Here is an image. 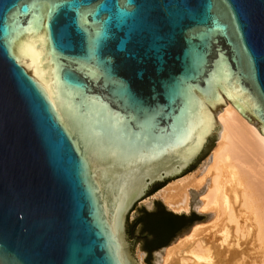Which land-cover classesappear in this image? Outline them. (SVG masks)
I'll use <instances>...</instances> for the list:
<instances>
[{
    "label": "water",
    "instance_id": "obj_1",
    "mask_svg": "<svg viewBox=\"0 0 264 264\" xmlns=\"http://www.w3.org/2000/svg\"><path fill=\"white\" fill-rule=\"evenodd\" d=\"M226 102L264 137V0H0V264H139Z\"/></svg>",
    "mask_w": 264,
    "mask_h": 264
},
{
    "label": "bare ground",
    "instance_id": "obj_2",
    "mask_svg": "<svg viewBox=\"0 0 264 264\" xmlns=\"http://www.w3.org/2000/svg\"><path fill=\"white\" fill-rule=\"evenodd\" d=\"M226 104L216 116L219 140L200 174L178 179L156 196L172 213L194 208L212 213L213 221L194 224L158 254L157 264H264V137ZM202 189L192 207V192ZM152 199L145 200L148 207Z\"/></svg>",
    "mask_w": 264,
    "mask_h": 264
},
{
    "label": "crops",
    "instance_id": "obj_3",
    "mask_svg": "<svg viewBox=\"0 0 264 264\" xmlns=\"http://www.w3.org/2000/svg\"><path fill=\"white\" fill-rule=\"evenodd\" d=\"M158 193H156L153 197H151V198H153V200H152V204L149 208L147 206H145V204H143L144 200H142L141 202L138 203V206H137V204L134 206V208L131 210V212L128 216V219H127V225L131 229V238H132V237H134V235L141 234V232L143 230L141 227V223L139 221L142 218V216L143 217L151 216L152 211H153V207H155V205H157L159 207L161 216L165 218V220L160 224L161 228L163 229V238L159 243H157L156 245H154L152 247L151 254L155 253L156 251H158L160 249H164L165 247H163V246H165L169 243L171 244L172 240H174L177 236H179V234L184 229L181 226V224L178 225L175 223V221L180 219L181 215L174 214V213L170 212L169 210H167V208L163 205V203L161 201L159 202L157 199H154ZM152 234L153 233H150L148 231V232H146L145 235L152 236ZM135 245L139 246L141 249V253L146 255L144 252V248L141 246L140 243L133 241V247Z\"/></svg>",
    "mask_w": 264,
    "mask_h": 264
},
{
    "label": "flooded vegetation",
    "instance_id": "obj_4",
    "mask_svg": "<svg viewBox=\"0 0 264 264\" xmlns=\"http://www.w3.org/2000/svg\"><path fill=\"white\" fill-rule=\"evenodd\" d=\"M166 182H171V181H166ZM173 182V180H172ZM168 183H166L165 185H163V187H159L157 189H155L156 184L154 186H152L149 190V192H151V190H153L149 195L146 196V198L144 199L147 200L151 197H153L156 193H158L161 189H163L164 187L167 186ZM153 200V199H152ZM150 207V206H149ZM190 212V211H189ZM175 214V213H174ZM181 215L180 219H178L177 221H175L176 224H183V222H185L184 228H191L194 224L196 225L197 219L195 218V216H187V214H185L184 217H182V215L184 214H179ZM165 220L164 217L161 216L160 214V210L159 207L157 205H155V207H153V211L151 216L148 217H143L139 220L141 223V227L144 231L141 234H137L134 235V237H130L131 230L130 227L128 225H126V234L127 237L129 238L128 240L130 242H138L141 244V246L144 248V252L146 254V257L148 255H151V249L154 245H156L157 243H159L162 238H163V229L161 228V223ZM200 224V223H198ZM192 229V228H191ZM190 229V230H191ZM150 232L153 233L152 236H147L145 235L146 232ZM187 234V233H186Z\"/></svg>",
    "mask_w": 264,
    "mask_h": 264
},
{
    "label": "rangeland",
    "instance_id": "obj_5",
    "mask_svg": "<svg viewBox=\"0 0 264 264\" xmlns=\"http://www.w3.org/2000/svg\"><path fill=\"white\" fill-rule=\"evenodd\" d=\"M216 146V143L214 144V146H213V148L211 149V151L205 156V158L192 170V171H190L189 173H187V174H185V175H183L181 178H184V177H186V176H188V175H191V174H194V175H199L200 174V171L202 170V168L204 167V165H205V163H206V161L208 160V158L210 157V155H211V152L213 151V149H214V147ZM181 178H178V179H181ZM178 179H176V180H178ZM176 180H173V182L174 181H176ZM172 181L171 182H168V184L167 185H169V184H171V183H173ZM204 192V189H202V190H200V191H198V192H196V191H193L192 192V207L193 206H195V205H197V203H199L200 201H199V197H200V195H202L201 193H203ZM195 197V198H194ZM154 199H157L159 202L161 201L159 198H157V197H155ZM149 199H147L146 200V202L148 201ZM151 201V200H150ZM145 201H144V203L143 204H145V206H147L148 207V205H147V203H146ZM152 202V201H151ZM162 202V201H161ZM199 205V204H198ZM137 206H138V204H137ZM149 208V207H148ZM185 216V214L184 215H182V217H184ZM187 216H195V218L197 219V222L196 223H200V224H208V223H210L211 221H213L212 219H213V214L212 213H206V214H198L197 212H196V210L194 209V208H192L191 210H190V212L189 213H187ZM184 225H185V222H183V224H181V226L184 228ZM131 230V229H130ZM145 230H142V232L141 233H143ZM188 231H190L189 230V228H184L183 230H182V232L179 234V236H177L174 240H172V242H171V244L169 245V246H171V245H173L179 238H181V237H183L184 235H186V233H189ZM130 234V237H131V233H129ZM129 239V238H128ZM169 246H167V247H169ZM166 248V247H165ZM132 252H133V254H134V256L136 257V259L137 260H140L141 261V263L142 264H157V262L160 260L159 258V256H158V254L159 255H162L163 254V249H160V250H158L157 251V253L155 252V253H152L151 255H148L147 257H146V255H144V254H142L141 253V249H140V247L139 246H137V245H135L133 248H132ZM159 259V260H158Z\"/></svg>",
    "mask_w": 264,
    "mask_h": 264
},
{
    "label": "trees",
    "instance_id": "obj_6",
    "mask_svg": "<svg viewBox=\"0 0 264 264\" xmlns=\"http://www.w3.org/2000/svg\"><path fill=\"white\" fill-rule=\"evenodd\" d=\"M170 245V243L169 244H167V245H165V246H163V247H167V246H169Z\"/></svg>",
    "mask_w": 264,
    "mask_h": 264
}]
</instances>
